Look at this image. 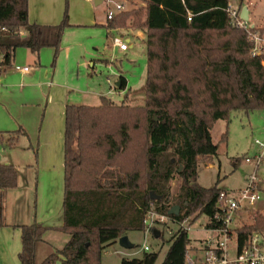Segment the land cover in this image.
Listing matches in <instances>:
<instances>
[{"label": "trees", "instance_id": "trees-1", "mask_svg": "<svg viewBox=\"0 0 264 264\" xmlns=\"http://www.w3.org/2000/svg\"><path fill=\"white\" fill-rule=\"evenodd\" d=\"M229 3L146 0L145 7L109 21L110 29H118L131 18L132 26L146 34L145 105L116 104L105 97L99 105L67 104L64 224L58 230L70 239L37 263V244L47 228L35 222L22 225V264H55L58 256L62 264H103L107 246L128 231L145 229L151 203L164 214L180 206V214L172 215L179 221L217 213L223 189L197 181L199 165L218 154L212 128L218 120L229 122L236 111L264 109V53L252 56L253 43L246 30L231 22ZM68 19L66 8L56 26L30 23L28 0H0V27L6 29L0 34L3 67L19 47L38 52L53 45L56 58ZM120 80L125 88V78ZM18 134L10 133V146ZM226 138L227 132L221 140ZM176 176L182 182L173 196ZM17 185L14 165L0 163V227L5 224L2 191ZM152 191L161 199H152ZM249 215L251 222L237 229L241 243L264 231V214L256 210ZM169 242L160 264H186L188 232L177 229ZM158 259L159 252L150 249L141 257H123L120 264H158Z\"/></svg>", "mask_w": 264, "mask_h": 264}, {"label": "crops", "instance_id": "crops-1", "mask_svg": "<svg viewBox=\"0 0 264 264\" xmlns=\"http://www.w3.org/2000/svg\"><path fill=\"white\" fill-rule=\"evenodd\" d=\"M91 2L92 0H28L30 23L56 26L62 21L67 8L69 26L62 34L58 54L55 58L56 47L53 45L44 46L38 52L19 47L14 52L11 64L0 71V137L3 134L0 141L7 140L11 132L19 131L17 137L26 135L31 147H36V144L38 146L34 222L47 230L37 244V263H42L66 244L64 242V245L57 246L48 240L47 235L52 231L61 232L58 228L64 224L67 104L99 105L103 97L113 102L124 100L136 86L123 67L116 66L115 59L107 58L102 50H121L113 43L116 36L128 43L126 51L134 47L132 39H137L146 46L144 31L132 27L128 30L110 29L107 17H101L98 8H93ZM102 2L103 0H95L97 6ZM144 5L146 6V0ZM20 33L22 36L27 34L24 30ZM17 66H27L28 70H20ZM115 66L119 68L118 75L113 84L108 81L112 76L107 78L110 86L108 91L91 83V77L103 75L107 67L113 70ZM121 77L126 81L125 88L122 89L121 86H116ZM141 80L142 78L139 81ZM4 164H12L17 169L13 160ZM31 165L28 164L29 167ZM19 181L18 179V187ZM26 188L27 186L18 191L17 197L10 200L7 190L2 191L5 224L0 227V264H22L21 226L33 223L26 222L30 200V192ZM8 201L15 209L12 220L8 219L6 210ZM256 210L264 214V211L258 208L254 211ZM249 214L250 212L244 216L247 223L251 222L247 221ZM60 238L53 234L56 241ZM69 239L70 235L68 241Z\"/></svg>", "mask_w": 264, "mask_h": 264}, {"label": "rangeland", "instance_id": "rangeland-1", "mask_svg": "<svg viewBox=\"0 0 264 264\" xmlns=\"http://www.w3.org/2000/svg\"><path fill=\"white\" fill-rule=\"evenodd\" d=\"M117 3L123 4L126 11L129 9V11H133L145 7V0H103L102 4L98 6L95 0L91 2L92 7L98 8L99 14L105 19L108 10L116 13ZM229 6L233 10H237L240 15L243 7L248 6L250 10L249 23L255 25L261 31L264 29V0H230ZM131 27L136 29L132 26V19L130 18L124 29L128 30ZM132 42L134 43V47L125 52L119 49H103L102 51L107 58L115 59L116 66L123 67V70L131 76L133 85L136 86L130 90L124 100H118L114 103L143 107L146 102L147 49L137 39H132ZM116 66L113 70L107 67L103 75L91 77V83L98 87L101 86L105 92L108 91L110 86L107 78L112 76L111 84L115 83L114 79L118 75L117 69H119ZM140 78H142L141 81H139ZM88 100L89 102H93L90 99ZM225 132H227V138L221 140ZM211 135L213 141L218 144V154L213 156L210 162L199 165L198 183L204 187H211L217 184L221 189L237 191L247 185L249 178L256 176L263 190V199L257 201L255 207L264 211V163L256 169L254 162L246 161L247 157L253 160L259 152L255 144V139H263L264 137V109H257L250 112L243 110L236 111L232 114L229 122L226 120H218L212 128ZM37 149V144L34 148L30 146L29 139L26 135H20L12 146L7 143V140L0 141V163L13 160L17 166L18 179L20 180L19 187L17 185L13 189H7V196H9V200L15 199L17 197L16 193L27 186L26 189L30 192V200L27 208L28 221L26 222L30 223L34 222L36 213ZM28 164L32 165L29 167ZM181 182L182 180L179 176H176L171 182V193L173 196L178 192ZM6 210L8 219L12 220L15 209L13 205L9 204V201ZM248 220L251 221V218L247 217ZM207 222V215H201L193 222L191 220L188 221V236L191 247L190 256L194 254L196 249H199L202 240L208 237H215L214 232L204 229V225ZM170 227L174 231L178 228L175 223H170ZM157 228L162 231V236L158 238L152 232L145 229L128 231L126 235L134 244V247H122L117 240L102 251L101 262L103 264H120L123 257H141L143 254L142 247L148 245L152 251L159 252L158 264H160L170 246L169 239L171 234L165 226L159 225ZM53 234L61 238L56 241L53 239ZM47 237H49L48 240L53 241L57 246H61L67 243L69 235L63 231H52L48 233ZM200 252L198 254H201ZM55 264H62L59 256Z\"/></svg>", "mask_w": 264, "mask_h": 264}, {"label": "built area", "instance_id": "built-area-1", "mask_svg": "<svg viewBox=\"0 0 264 264\" xmlns=\"http://www.w3.org/2000/svg\"><path fill=\"white\" fill-rule=\"evenodd\" d=\"M108 1V0H107ZM124 5L116 4V13L108 10L107 19L110 21L119 13L124 12ZM231 22L238 28L247 31L249 39L253 43L251 49L252 56H260L264 53V32L255 25L242 19L237 10L228 8ZM189 20L191 17L189 16ZM6 29L0 27V34ZM115 46L121 50L128 49V43L116 36L113 39ZM2 54L0 53V71L3 69ZM18 69L27 71L28 67L17 66ZM112 82L111 79H108ZM255 144L259 152L252 160L246 158L247 162H254L255 168L264 163V137L255 139ZM255 169V170H256ZM260 182L256 176L248 179L247 185L237 191L222 190L219 193L217 208L218 211L213 217H208V222L204 229L215 233V237H208L200 242L199 249L190 256L191 247L186 253V264H264V231H255L251 233L244 243L239 241L237 229L245 222L244 216L256 209L255 203L263 199ZM191 218L182 221L176 220L172 215L160 213L153 203L144 218L145 230L153 233L157 226H165L168 232L173 235L177 229H183L188 232L187 223ZM170 223H175L178 228L174 231ZM158 229V228H157ZM162 233V231H160ZM143 251H149L150 247L144 245ZM201 254H198L199 252Z\"/></svg>", "mask_w": 264, "mask_h": 264}, {"label": "water", "instance_id": "water-1", "mask_svg": "<svg viewBox=\"0 0 264 264\" xmlns=\"http://www.w3.org/2000/svg\"><path fill=\"white\" fill-rule=\"evenodd\" d=\"M241 17L242 19L248 21L249 20V9L248 6H244L241 12ZM116 86L120 87L121 86V81L118 80L116 82ZM156 119V118H155ZM174 162V159L172 160ZM182 170V165H180L179 172ZM162 196L157 195L154 191L151 192V198L154 200H160ZM169 215H179L180 214V206L174 205L173 207L170 208L168 211ZM153 234L155 237H160L161 232L159 229L155 228L153 229ZM120 245L125 248H133L134 244L130 241L129 237L127 235H123L118 239Z\"/></svg>", "mask_w": 264, "mask_h": 264}]
</instances>
